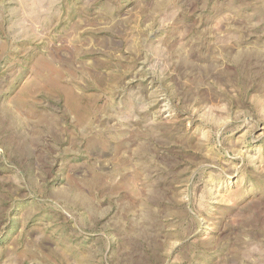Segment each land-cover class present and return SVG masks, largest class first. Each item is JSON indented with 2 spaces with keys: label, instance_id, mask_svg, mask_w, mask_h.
<instances>
[{
  "label": "rangeland",
  "instance_id": "rangeland-1",
  "mask_svg": "<svg viewBox=\"0 0 264 264\" xmlns=\"http://www.w3.org/2000/svg\"><path fill=\"white\" fill-rule=\"evenodd\" d=\"M0 264H264V0H0Z\"/></svg>",
  "mask_w": 264,
  "mask_h": 264
}]
</instances>
